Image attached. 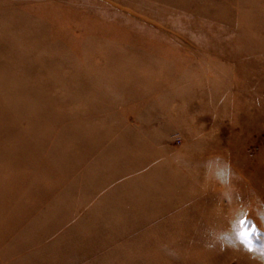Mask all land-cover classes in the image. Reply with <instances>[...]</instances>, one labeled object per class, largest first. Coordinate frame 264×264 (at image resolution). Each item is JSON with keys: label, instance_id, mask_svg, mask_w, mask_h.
Wrapping results in <instances>:
<instances>
[{"label": "rangeland", "instance_id": "374dc122", "mask_svg": "<svg viewBox=\"0 0 264 264\" xmlns=\"http://www.w3.org/2000/svg\"><path fill=\"white\" fill-rule=\"evenodd\" d=\"M0 264H264V0H0Z\"/></svg>", "mask_w": 264, "mask_h": 264}]
</instances>
